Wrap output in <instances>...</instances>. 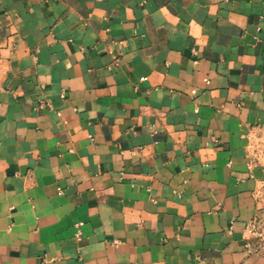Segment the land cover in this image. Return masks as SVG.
I'll list each match as a JSON object with an SVG mask.
<instances>
[{
  "label": "crops",
  "instance_id": "0c3cea01",
  "mask_svg": "<svg viewBox=\"0 0 264 264\" xmlns=\"http://www.w3.org/2000/svg\"><path fill=\"white\" fill-rule=\"evenodd\" d=\"M261 190L264 0H0V264H264Z\"/></svg>",
  "mask_w": 264,
  "mask_h": 264
},
{
  "label": "built area",
  "instance_id": "2783aa9c",
  "mask_svg": "<svg viewBox=\"0 0 264 264\" xmlns=\"http://www.w3.org/2000/svg\"><path fill=\"white\" fill-rule=\"evenodd\" d=\"M208 82V81H206ZM195 94V92H193ZM260 196L264 199V193L263 190L260 191ZM246 233L250 236V237H255L258 239L262 240V244L259 247H254L252 244H247V250L249 253H258L260 250H262L264 248V230L261 227L259 222H253L251 224H249L246 227ZM81 237V232L78 231L76 238L79 240Z\"/></svg>",
  "mask_w": 264,
  "mask_h": 264
}]
</instances>
